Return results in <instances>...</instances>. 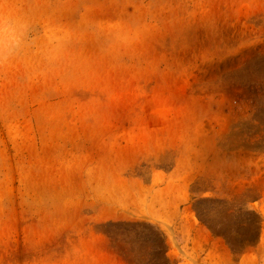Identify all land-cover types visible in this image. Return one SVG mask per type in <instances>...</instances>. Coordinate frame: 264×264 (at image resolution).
Segmentation results:
<instances>
[{"label":"rangeland","instance_id":"1","mask_svg":"<svg viewBox=\"0 0 264 264\" xmlns=\"http://www.w3.org/2000/svg\"><path fill=\"white\" fill-rule=\"evenodd\" d=\"M0 12V264H264V0Z\"/></svg>","mask_w":264,"mask_h":264},{"label":"clouds","instance_id":"2","mask_svg":"<svg viewBox=\"0 0 264 264\" xmlns=\"http://www.w3.org/2000/svg\"><path fill=\"white\" fill-rule=\"evenodd\" d=\"M13 19L11 14H5L3 12H0V25L12 23Z\"/></svg>","mask_w":264,"mask_h":264}]
</instances>
